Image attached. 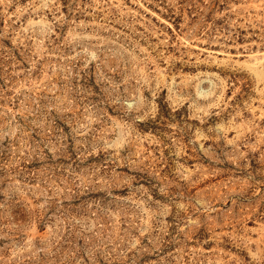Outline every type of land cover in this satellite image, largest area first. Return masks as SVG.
<instances>
[{"label":"rangeland","instance_id":"1","mask_svg":"<svg viewBox=\"0 0 264 264\" xmlns=\"http://www.w3.org/2000/svg\"><path fill=\"white\" fill-rule=\"evenodd\" d=\"M0 264H264V0H0Z\"/></svg>","mask_w":264,"mask_h":264}]
</instances>
